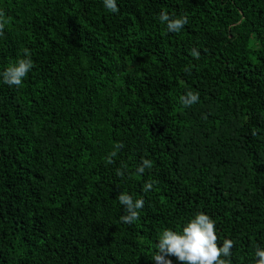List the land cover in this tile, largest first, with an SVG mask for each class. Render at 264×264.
Listing matches in <instances>:
<instances>
[{
  "label": "trees",
  "instance_id": "obj_1",
  "mask_svg": "<svg viewBox=\"0 0 264 264\" xmlns=\"http://www.w3.org/2000/svg\"><path fill=\"white\" fill-rule=\"evenodd\" d=\"M116 3L114 14L103 0H0V73L25 50L35 65L19 87L0 77V264H155L163 231L199 212L218 246L234 242L231 264H255L264 0ZM162 11L188 24L169 33ZM188 91L199 102L185 108ZM143 159L153 166L138 174ZM122 192L145 201L131 225Z\"/></svg>",
  "mask_w": 264,
  "mask_h": 264
},
{
  "label": "clouds",
  "instance_id": "obj_2",
  "mask_svg": "<svg viewBox=\"0 0 264 264\" xmlns=\"http://www.w3.org/2000/svg\"><path fill=\"white\" fill-rule=\"evenodd\" d=\"M103 5L114 14L119 12L116 0H103ZM8 19L6 14L0 11V36L4 35ZM159 19L166 24L169 33H179L188 24L187 14L179 18H173L167 12L162 11ZM192 55L196 59L200 58V54L196 49L192 50ZM34 67L28 50H25V58L10 62L6 69L0 73V77H2L3 83L9 87H19ZM191 67V65L187 66L184 71L189 72ZM179 102L185 108L191 107L199 102V93L188 91L179 97ZM255 134L253 132V135ZM123 147L122 143L114 144L113 151L106 157V163L113 164L118 151ZM152 166L153 162L151 160L143 159L136 171L138 174H143L146 168ZM116 175L123 177V166L116 169ZM156 183L155 180L145 182L143 191L153 190ZM118 201L126 213L120 217L122 223L131 225L140 219V210L143 209L145 203L143 198L134 199L128 193L122 192L118 196ZM217 241L215 221L203 212H199L183 227L182 233L170 229L163 231L159 243L156 245L158 251L154 255L153 261H155V264H172L169 257H175L181 264H231L230 257L234 242L225 239L222 246H218ZM255 256L257 257L255 264H264V248L257 246Z\"/></svg>",
  "mask_w": 264,
  "mask_h": 264
}]
</instances>
